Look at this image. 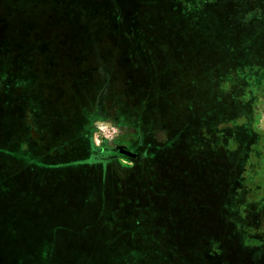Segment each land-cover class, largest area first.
<instances>
[{"label": "rangeland", "instance_id": "rangeland-1", "mask_svg": "<svg viewBox=\"0 0 264 264\" xmlns=\"http://www.w3.org/2000/svg\"><path fill=\"white\" fill-rule=\"evenodd\" d=\"M137 1L0 0V92L11 85L14 95L7 102L4 94L0 103V136L14 127L17 138H24L23 148H31L25 154L10 149L9 156L0 150V242L10 253L33 255L32 264H84L94 251L95 259L104 257L103 243L115 231L99 217L114 209L118 197L130 195L127 190L151 201L158 195L144 180H127L125 193L111 190L110 180L140 172L137 166L144 160L138 157L148 152L146 145L152 147L151 163L160 161L162 152L164 158L178 153L183 165L164 161L153 170L178 174L188 159L202 154L199 148L194 154L193 145L204 138L212 142L205 151L227 157L216 180L206 179L203 191L190 193L189 204H196H188L184 219L173 213L177 204L172 198H157L165 203L163 211L173 214L160 221V231L141 230L146 243L120 246L109 264H228L227 253L233 254L234 264L242 245L250 249L244 258L251 257L246 238L255 236L264 246V0H146L139 6ZM214 11L221 12L223 23ZM255 33H261L257 39ZM241 35L253 37L262 55L230 64L221 88L226 86L234 101L244 99V107L230 115L186 112L187 104L200 103L198 94L186 87L183 100L171 95L167 84L186 80V75L164 70L187 56L193 58L190 65L196 59L203 63L223 52L224 45L230 50ZM141 82L152 87L142 88ZM236 82L243 96L236 97ZM157 88L164 90L163 98L147 101L155 96L149 91ZM49 113L57 123L46 117ZM62 115L72 127L68 140L46 129L48 120L61 127ZM167 142L174 150L155 153V146ZM117 146L137 157L121 155ZM96 148L103 150L100 155L92 152ZM108 150L110 167L83 163L95 156L105 159ZM29 152L47 166L29 161ZM220 173L239 174V183L228 179V196ZM204 203L209 210L200 209ZM133 222L125 219L123 228L133 230Z\"/></svg>", "mask_w": 264, "mask_h": 264}, {"label": "trees", "instance_id": "trees-1", "mask_svg": "<svg viewBox=\"0 0 264 264\" xmlns=\"http://www.w3.org/2000/svg\"><path fill=\"white\" fill-rule=\"evenodd\" d=\"M261 33L256 34L255 33V37L257 39V37H259ZM254 35V33H253ZM253 37H248L245 35H241L235 42V45L231 47V49L229 50L228 46L224 45L223 48H225V50L223 52H218V53H212L213 55L211 57L208 58V60H203V63H198L197 59L195 64H191V61H193V58L187 56L184 58H178L176 60H174L172 62V64H170V66H168L165 70L164 73L168 74L169 71H173L174 69H177V71L179 72L178 76L181 75V78L184 76L182 75H186V80L181 79L177 82H169L167 84L168 86V90L171 95H176L177 97H180V100H183L186 96L184 94V88L186 87H194V94L193 95H197L199 96V104L193 106L192 104H187L186 106V112L188 113H202L203 115L206 114H210V113H224L225 115H230L231 113H238V111L244 107V99H240V98H236L235 101L233 100V97L231 95L227 94V87L225 86V88H221L222 84H224V82H228V76H227V70L226 68L234 63L237 65L240 64H244L242 61L243 58L246 59V63H248V59L251 58V56L256 53L259 56L262 55V53L259 51V47L257 45H253V41H252ZM189 53V52H188ZM187 53V54H188ZM186 54V53H185ZM186 54V55H187ZM190 55V54H188ZM242 60V61H241ZM136 68H138V66H136ZM14 70V69H13ZM26 75V74H25ZM27 75H29L27 73ZM5 79V78H4ZM7 79H11L9 76ZM156 82V80H155ZM3 84H4V80H3ZM240 82H236V97L239 96H243V90L240 87ZM156 85L159 86L156 82ZM227 85V83H226ZM207 86V90L203 88ZM140 87H152V85H148L147 83L141 82V86ZM6 91H2L0 92V103L4 101V94H6V98L5 101L7 102H11L14 99V95L12 93V86L10 85L9 88L5 87ZM165 89V88H164ZM148 92V90H147ZM155 92V96L152 97L149 94V98H147V101L150 100H159L161 98H163V96L165 95L164 90L161 91L160 88H157L156 90H150L149 93L152 94ZM168 93V92H167ZM11 94V95H9ZM238 94V96H237ZM9 95V98H8ZM234 102V104H233ZM215 103V104H214ZM50 116H46L49 119L51 118V113H49ZM221 116V114H219ZM64 116V115H62ZM53 120V119H52ZM48 120L47 123L48 125L46 126V129H48L51 133H56L59 132L62 135V139L64 140H68L69 138H67L69 135H72V127L68 126L69 125V117L67 118L66 115L61 119L62 124L61 127L57 126L55 123L58 122V120ZM186 125V124H185ZM183 126H181L182 128ZM75 128V127H74ZM47 130V132H49ZM7 132H9V137L7 136ZM18 133L14 132V127H12L10 129V131H3V133L0 136V150L1 148L4 149L5 151L2 152L1 155H6L9 156L8 151L10 150V153L12 152V154H14L15 152H19L22 151L24 153L25 150H31L30 147H28L29 149H25L23 148V146L21 145V143L23 142V139H18L17 135ZM21 142V143H20ZM27 143V142H26ZM210 143L212 142H208L206 141V139L204 138V141L200 142L199 144L195 143L193 146L195 147V149H193V153L195 154V150L196 148H199L202 152V154L198 153V158L193 157L192 159H188L187 160V166H185L184 169L182 168H178V174L176 173H166L161 175L160 173H154L153 170L156 169H160L161 166V162H170L171 164H173V166L177 168V166L183 165L181 162L183 161V159L178 158L179 154L177 155L176 153L173 154V156H168L166 158L162 157L163 152L160 154L159 160L151 163L150 158L152 157V154H150V150H151V146L146 145V150L148 151L145 154H142L141 156H139V160L142 162L141 164H137L138 166V170L140 172H138L134 177H125V179H121L118 178L116 180H110L111 183V190H117L119 192L125 193L124 189V184L126 183V181L128 180L129 182H132L133 180H137L139 179L140 182L142 180L146 181L147 183L150 184V188H154V190L156 191V196H154L155 198H153V200L151 201L149 198L144 197L145 199H143L140 196H138V198H134L131 196L133 189L127 190L130 191V195L129 194H125V196L123 198L118 197L115 202V210L117 212V217L119 218L120 216H124L123 211L125 210V204L127 206V202L130 204L131 206V213L129 215L128 218H126L129 221V224L131 223V219L136 220V222H133V230L131 229H127L130 232H125L124 235V239L125 241H128V243L122 242L119 243V241H105L103 243V249L105 250V256L102 258H98L97 261L94 262V264L97 262L98 264H109L113 257L115 255H117L118 250L120 249V246L123 245H130L132 244L133 246L136 245H140L141 243L144 244L146 243V241H143L142 237H140V234H142L141 230H145L147 232H149L147 229H153V227L155 228L156 231H160L161 230V226L163 225L164 219H166V217L173 214V213H181V215H183V219H184V215L188 214V204L191 202H193L192 196L190 193H194L196 191H199L204 187V185L206 184V179H208L209 181L212 180H216V176L217 174H215V172H217V169L219 168V170H222V167L224 164H226V156L224 155H217L214 154L212 152H208L207 150L205 151V147L208 146ZM220 146V144L218 145ZM95 148V147H94ZM175 147H173V144H170L169 142H167L166 144H162L161 146H155L154 147V151L156 153V151H158V149L160 150H174ZM207 148V147H206ZM219 149V148H218ZM192 150V149H191ZM220 150V149H219ZM103 150L101 148H96L95 151H92L94 154L96 155H100L101 152ZM112 151L108 150V152H106L105 154H107V157H105V159H103L102 157H91L90 159H88L87 161H84L83 163H87V162H91L92 166H98L101 167V169H105L107 167H110L112 165L111 160H110V154ZM216 152V151H215ZM30 153L32 154V152L27 153V155H30ZM155 153H153L155 155ZM219 153V152H216ZM25 154V153H24ZM103 156V155H102ZM5 157V156H4ZM3 157V158H4ZM30 157V158H29ZM180 158H182L181 156H179ZM28 159H30L29 161H36V163L41 167V168H45L47 166V163L45 162V160H39V159H35L32 160V156H27ZM191 158V157H190ZM174 160H176L177 162L174 163ZM185 162V161H184ZM27 163H30L27 161ZM139 163V162H138ZM74 164V163H73ZM144 164V165H143ZM71 165V164H69ZM91 166V167H92ZM156 167V168H154ZM208 168V169H207ZM30 170V169H29ZM22 172V171H21ZM172 172V170H171ZM241 172V171H240ZM240 172H238L239 174H241ZM20 173V172H19ZM18 173V174H19ZM23 173V172H22ZM136 173V172H135ZM17 174V175H18ZM236 173L232 174V175H226V174H219L218 177L219 178H223V180H225L226 183V187H229L228 179L230 182H232L233 184L239 183V179ZM108 175V174H106ZM242 175V174H241ZM240 175V177H241ZM143 177V179L141 178ZM221 178V179H222ZM245 175H242V179H245ZM241 179V180H242ZM14 181H17V179L15 178ZM108 181V180H107ZM109 182V181H108ZM151 182L153 184H151ZM107 183V182H106ZM108 185V184H107ZM4 186V185H2ZM27 186L29 188H31L30 186V182L27 184ZM117 187V188H116ZM130 187V186H129ZM228 187L225 190V196H228L229 190ZM18 188V185H17ZM147 190H150V188L148 187V185H146L145 187ZM102 189H104V187H102ZM3 191H5L2 188ZM33 190V189H32ZM105 190V189H104ZM208 190H210L208 188ZM232 190V189H231ZM238 190V189H237ZM203 191V189H202ZM234 191V190H233ZM144 193H148L147 191ZM202 193V192H201ZM164 199L165 198H172L173 202H175V204H177L176 209L173 213L167 214L166 211H163L162 208H164L165 203H160L159 200L156 199ZM140 200H142L143 202H139ZM179 201V204H178ZM196 203L194 202L193 204H189L190 206H194ZM104 207L105 204L103 203ZM155 205H158V208H156L155 211L151 212L150 208H152ZM200 206V209L203 207L205 210H209V207L207 203H204L202 205H198ZM145 209V211H143ZM182 209V210H180ZM150 211V212H149ZM149 212V213H148ZM112 209L108 212H106L104 214V216H100L99 220H107L110 219L112 216ZM149 215V219L148 221H146V215ZM207 213H209L207 211ZM156 215L155 217L152 215ZM151 217H154L153 222H154V226L151 224L150 219ZM123 219H119V222H122ZM170 220V219H169ZM166 221L167 223L169 222ZM208 220V217H207ZM163 221V222H160ZM147 223L149 224L150 228L144 227L143 225ZM169 224V223H168ZM171 225V224H170ZM206 225V224H205ZM205 225L203 227H205ZM167 228V227H166ZM172 228V227H171ZM169 230V228H167ZM205 231H209L207 228H202ZM154 230V229H153ZM166 230V231H168ZM208 232V233H209ZM216 232V230H215ZM152 237L153 235L150 233H147V235L144 236H148ZM252 238H256L255 236H251ZM250 238V237H248ZM146 239V238H144ZM257 240H259L258 238H256ZM259 242V241H258ZM248 246V245H246ZM242 247H244L242 245ZM98 251V250H97ZM2 251H0L1 253ZM95 253H98L96 251L91 252L90 253V258L86 259V261L84 262V264L89 263L90 264V259H92L94 261L95 259ZM119 256L122 255V253L118 254ZM132 257V255H130ZM104 258H106L107 260H104ZM70 261H73V259H69ZM20 264H26L24 262H21Z\"/></svg>", "mask_w": 264, "mask_h": 264}, {"label": "crops", "instance_id": "crops-1", "mask_svg": "<svg viewBox=\"0 0 264 264\" xmlns=\"http://www.w3.org/2000/svg\"><path fill=\"white\" fill-rule=\"evenodd\" d=\"M137 3H138V6H139L140 4H144V3H147V2H146V0H144V1L143 0H139V1H137ZM214 13L218 16V18H220L219 21H221L223 23V16H222L221 12L217 13V12L214 11ZM116 151H118V150H116ZM123 156H125V155H123ZM125 157H127V156H125ZM136 157L137 156L135 155V157H127V158L134 159ZM139 202L141 203L143 201L140 200ZM112 211H113V213H112L111 218L107 219L106 222L109 220L107 223L112 228V229H109V230L115 231V234L113 235V238L111 236V239H106L105 241H114V242H116V241L120 240L119 238H122V237L124 238V235H125V232H126L127 228H126V230H125V228H123L122 222H124V224H126L125 223V219L128 218L130 213H131V206H130V204L128 202H127V206L125 204V210L122 213V214H124L123 217L120 216L118 218L116 216L117 212H116L115 208L112 209ZM119 219H123L122 222H119ZM16 225L18 226L17 223H16ZM246 240H247V244H249L248 246H251L250 248L252 250V253H251V257L252 258L251 257L250 258H244V255L246 256L250 249H249V247L248 248H244V247L241 246L242 248L238 250V251H241V256H239V257L236 256L235 257V259L237 260V263H234V264H264V253H263V256L261 258L253 257V256H259L260 255L259 253H261V251H264V246L260 245L256 238L250 237V238H246ZM249 241H250V243H249ZM14 242H15V240L12 242V245H11L13 248H14V244H15ZM16 244H18V243H16ZM97 244L99 245L98 242H97ZM5 246H6L5 243L0 242V247H1L0 251H2L0 253V264H3V262H5V264L6 263H9V264H20L21 262H24L26 264H30V263L32 264L31 260L33 259V257H32L33 255L29 254V255H24V256L21 257L18 253L14 254V250H12L13 252L11 251V253H10L8 249L4 248ZM9 255L11 257V260L8 257ZM229 257H230V259H229ZM227 260H228V264H233L232 263L233 260H234L233 254L227 253ZM94 261H97V259H94Z\"/></svg>", "mask_w": 264, "mask_h": 264}, {"label": "water", "instance_id": "water-1", "mask_svg": "<svg viewBox=\"0 0 264 264\" xmlns=\"http://www.w3.org/2000/svg\"><path fill=\"white\" fill-rule=\"evenodd\" d=\"M115 149L118 150L122 155H125L127 157H135V154L129 152L124 146H117Z\"/></svg>", "mask_w": 264, "mask_h": 264}]
</instances>
